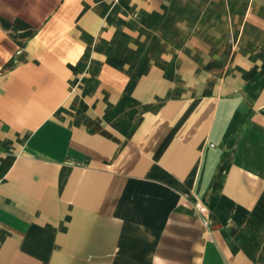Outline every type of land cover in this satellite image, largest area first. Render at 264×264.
I'll use <instances>...</instances> for the list:
<instances>
[{"label": "crops", "instance_id": "0c3cea01", "mask_svg": "<svg viewBox=\"0 0 264 264\" xmlns=\"http://www.w3.org/2000/svg\"><path fill=\"white\" fill-rule=\"evenodd\" d=\"M0 264H264V0H0Z\"/></svg>", "mask_w": 264, "mask_h": 264}, {"label": "built area", "instance_id": "2783aa9c", "mask_svg": "<svg viewBox=\"0 0 264 264\" xmlns=\"http://www.w3.org/2000/svg\"><path fill=\"white\" fill-rule=\"evenodd\" d=\"M203 201L197 200L196 201V207L201 212V214L206 218L208 217V207L206 206Z\"/></svg>", "mask_w": 264, "mask_h": 264}]
</instances>
